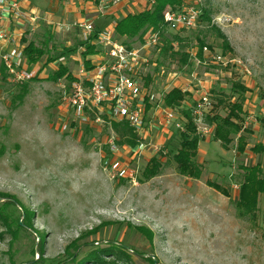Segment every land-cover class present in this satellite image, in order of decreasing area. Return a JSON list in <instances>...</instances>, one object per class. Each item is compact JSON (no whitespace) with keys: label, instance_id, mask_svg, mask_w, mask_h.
Returning <instances> with one entry per match:
<instances>
[{"label":"rangeland","instance_id":"obj_1","mask_svg":"<svg viewBox=\"0 0 264 264\" xmlns=\"http://www.w3.org/2000/svg\"><path fill=\"white\" fill-rule=\"evenodd\" d=\"M181 2L192 5L194 0ZM98 5L92 1L96 9ZM124 5L123 14L130 12L126 8L141 10L133 9L130 1ZM200 8L210 21L202 20L177 37L179 52L188 60L183 64L181 55L161 56L151 89L157 97L175 84L193 91L195 100L187 93L175 108L179 116L206 98L209 107L201 110L206 123L211 108V114L224 116L227 102L243 97L231 92L233 82L247 88L253 106V97L264 98V0H201ZM104 18L107 27L108 16ZM57 21L61 29L52 30L49 38L47 33L43 37L48 31L43 21V31L29 38L36 46L46 42L45 55L35 66L28 64L38 68L35 78L15 84L0 61V264H74L95 248L114 251L120 264H130L125 252L131 264H264V196H259L254 216H240L236 206L239 167L257 162L258 154L251 149L259 138L246 136L248 147L240 154L236 136L224 150L210 133L198 143L196 161L202 174L198 180L188 179L178 174L173 162L182 131L166 124L163 112L150 111L145 117L149 147L138 161V175L134 180H109L101 164L108 131L61 129L60 80L49 77L60 64L69 73L76 70L81 42L69 16ZM217 30L226 37L228 51L221 48ZM200 43L207 51L199 58ZM216 56L222 63L213 60ZM48 58L54 62L47 63ZM174 73L178 77L173 81L169 75ZM253 118L264 124V118ZM153 158L160 162L159 174L144 179L142 171ZM206 181L224 187L228 196L207 187ZM11 199L15 205L5 204ZM78 237L85 245L67 251Z\"/></svg>","mask_w":264,"mask_h":264},{"label":"built area","instance_id":"obj_2","mask_svg":"<svg viewBox=\"0 0 264 264\" xmlns=\"http://www.w3.org/2000/svg\"><path fill=\"white\" fill-rule=\"evenodd\" d=\"M121 1L98 0V11L101 13L105 7H113ZM200 3L201 0H194L192 5L166 8L162 24L155 29L149 28L142 40L134 43H125L118 38L114 31L116 21L101 29L87 21L73 24L81 42V57L77 60L76 70L68 72L70 79L66 76L59 79V103L63 113L61 129L76 131L80 126H85L91 130L101 127L108 131L109 137L105 142L107 154L103 156L101 164L109 180H134L138 175V161L149 147L146 142L148 129H145V117L150 111L163 112L166 124L184 130L183 117L176 113L175 108L164 106L165 94L157 97L151 89V83L153 73L162 61L163 48L168 44L167 54L180 53L178 33L201 24ZM147 4L150 8L154 0H147ZM10 16L21 17L18 2L0 0V61L10 80L22 84L35 78L38 68L33 67L35 65L28 68L23 49L15 46L14 36L5 25V19L8 20ZM167 34L173 38L167 39ZM87 44L94 47L95 54L83 58L82 53ZM202 50L207 51L205 47ZM212 58L222 63L221 56ZM151 68L152 72L149 71ZM169 77L174 81L178 75L174 73ZM174 88L187 92L183 88ZM208 107L209 103L202 97L201 103L197 102L194 108L189 109L200 141L213 132V126L202 122L201 110H207ZM120 122L132 129L136 138L135 146L120 143L113 133L112 123Z\"/></svg>","mask_w":264,"mask_h":264},{"label":"trees","instance_id":"obj_3","mask_svg":"<svg viewBox=\"0 0 264 264\" xmlns=\"http://www.w3.org/2000/svg\"><path fill=\"white\" fill-rule=\"evenodd\" d=\"M181 5V0H154V4L145 11L128 14L125 17L116 20L115 33L121 40L125 43H134L136 41H141L142 36L149 28H157L162 24L163 12L166 8H176ZM209 22L208 13L204 10L201 14V21ZM217 37L221 40V48L223 51H228V42L224 34L217 30ZM25 44L23 48V55L27 64H36L45 55L46 49L44 42L41 46H36L32 41L26 42L21 40ZM202 44H199V50L197 56L200 58L202 53ZM169 50V45L163 48L161 56L167 54ZM95 54L94 47L92 45H86L85 51L82 53V57L90 56ZM181 55L180 60L183 64L188 60L187 54H175ZM54 62V59L48 58L47 63ZM64 76L70 79V75L67 68L63 65H59L57 70L51 74L49 77L50 81L56 82L57 80L63 78ZM149 82L147 79L146 83ZM233 94H238L240 96L244 95L248 90L246 87L239 83L233 82L230 88ZM188 96L187 92H181L179 89H172L163 96V104L167 108H176L185 100ZM224 103L223 99H219L217 104L222 105ZM149 106L146 107V110ZM213 108L208 113L206 117V123L213 126V140L218 141L221 147L226 150L231 144V136L237 137V153H243L246 143L244 142V137L242 132H245L242 128V104L239 100L234 102H227L226 114L221 116L218 113L211 114ZM184 119V130L179 135V147L176 153L173 155V162L177 169L179 175L193 180H198L202 174V166L197 163L196 156L198 153V143L200 141L199 136L196 133L195 126L192 122L191 112L189 109H184L181 112ZM113 133L119 139L120 143H124L130 146H135L136 138L132 133V129L123 122L112 123L111 125ZM251 151L253 153L259 154L264 153V146L256 144ZM160 162L153 158L151 159L142 171V177L144 179H151L159 174ZM242 173V181L239 184L238 195L236 206L239 208L240 216H254L257 210L258 198L259 196H264V172L260 168L259 164L252 166H241L239 167ZM206 186L212 188L213 190L219 192L224 196H228L227 190L213 182L206 181ZM7 199V198H3ZM10 199V198H8ZM5 204H14L13 199L5 202ZM25 217V213H23ZM18 224V223H17ZM27 228H32L30 225L25 226ZM24 229V228H23ZM151 235L149 232L147 235ZM80 237L73 240L68 246L67 251L70 249H78L85 243H79ZM84 247V246H83ZM114 251H103L98 248L88 252V254L77 261L74 264H120L119 258L113 256ZM121 254V252H120ZM124 258L130 264L132 263L131 257L122 253ZM72 258L70 255L68 259ZM12 261L10 262V264ZM38 261L31 262V264H38Z\"/></svg>","mask_w":264,"mask_h":264},{"label":"crops","instance_id":"obj_4","mask_svg":"<svg viewBox=\"0 0 264 264\" xmlns=\"http://www.w3.org/2000/svg\"><path fill=\"white\" fill-rule=\"evenodd\" d=\"M19 4V9L21 12V18L24 20L18 19L14 16H10L9 19H5V25L7 30L14 36V44L15 46L19 47L20 49H23L25 44L22 43L21 40H25L27 43L30 42L29 38L38 33L39 31H43L40 26V21H43L45 25L48 27L47 32H43V37L48 35L47 38H49L50 33H52V30H54L55 33L62 26L61 23L57 21V19L62 20L63 17L69 16L73 22H81V21H87L92 22L93 25L98 28H104L105 23L104 17L108 16V23L110 24L112 21L119 20L117 15L123 14L122 8L125 7L122 6L126 1H130L133 9L136 7L141 8L140 11H137V13L145 11L149 8L147 4V0H122L120 3L116 4L113 7H110V9L107 12H99L98 7L97 9L95 6H92V1L95 0H15ZM76 2L78 8L73 7V5L76 6L74 3ZM184 4L181 2V5ZM127 10H130V12L123 14L122 17H125L128 14H136L131 12V8H126ZM100 14L103 16L101 18ZM121 17V18H122ZM37 21V23H36ZM56 24L55 27L51 26ZM108 24V25H109ZM53 27V28H52ZM30 29L32 32L30 33L28 30ZM75 33L77 35V31L75 30ZM119 38V37H118ZM120 40L122 38H119ZM2 52L0 51V56ZM181 88V85L173 86V88ZM183 88V87H182ZM186 90V89H185ZM188 94L192 95V98L195 100L194 92L190 90H186ZM250 95L249 92H246L243 97L239 98V102L242 104V128L247 129L249 131L242 132V136L246 140V136H250L253 138H259L258 144L264 146V124L261 125L260 123H256L253 118L255 115L256 117H262L264 118V98L261 100L259 98L253 97L252 102L253 104L257 106H253L249 103L247 95ZM245 99V100H244ZM187 104V103H185ZM180 108V106L176 107ZM248 108L249 116L246 118L245 113ZM253 109V110H252ZM259 111V112H258ZM244 117L248 120V122H244ZM252 132V133H251ZM200 142V141H199ZM248 147V144L246 145ZM258 160L255 164H259L260 168L262 169V172H264V162L261 160V153L258 154ZM253 164V165H255Z\"/></svg>","mask_w":264,"mask_h":264},{"label":"water","instance_id":"obj_5","mask_svg":"<svg viewBox=\"0 0 264 264\" xmlns=\"http://www.w3.org/2000/svg\"><path fill=\"white\" fill-rule=\"evenodd\" d=\"M23 217V216H22Z\"/></svg>","mask_w":264,"mask_h":264}]
</instances>
